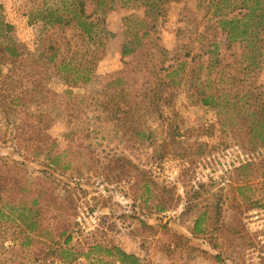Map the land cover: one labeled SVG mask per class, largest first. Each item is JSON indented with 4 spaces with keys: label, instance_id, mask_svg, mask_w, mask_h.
I'll use <instances>...</instances> for the list:
<instances>
[{
    "label": "rangeland",
    "instance_id": "rangeland-1",
    "mask_svg": "<svg viewBox=\"0 0 264 264\" xmlns=\"http://www.w3.org/2000/svg\"><path fill=\"white\" fill-rule=\"evenodd\" d=\"M29 1L0 0V12L12 25L8 42L26 60L1 78L7 67L0 56V181L18 190L23 185L30 191L44 187L40 218L54 236L66 222H75L69 246L78 256L71 264H264V175L258 170L251 189L238 193L242 183L229 174L242 155L235 138L218 124L213 106L190 103L182 87L170 106L182 135L172 141L167 124L155 114L147 118L152 137L142 139L96 112L94 99L116 95L111 81L124 67L120 49L126 22L139 21L143 9L117 6L107 12L104 29L109 36L89 80L68 85L50 68L31 76V61H45V38L56 28L28 21ZM201 16L194 0L170 2L157 19V45L169 56L180 53ZM217 40L221 47L223 37ZM36 77L41 86L33 91L31 79ZM132 77L141 83L140 74ZM255 83L264 90V69ZM48 139L56 142L53 152L65 153L67 169L47 164ZM194 142L203 144L204 154L191 161L183 153ZM37 145H43L42 151L33 158ZM187 151L193 153L196 145ZM145 178L152 180L148 192L142 189ZM16 194L3 207L8 219L0 223V263L40 264L33 254L39 255L44 244L28 250L20 246ZM199 215L204 229L195 235L192 227ZM110 247L133 258L107 255L103 249Z\"/></svg>",
    "mask_w": 264,
    "mask_h": 264
},
{
    "label": "trees",
    "instance_id": "trees-1",
    "mask_svg": "<svg viewBox=\"0 0 264 264\" xmlns=\"http://www.w3.org/2000/svg\"><path fill=\"white\" fill-rule=\"evenodd\" d=\"M173 1L178 0H30L25 11L27 20L43 21L56 28L54 32L58 36L55 38L53 32L45 38L48 44L45 61L36 62L37 65L31 61V76L39 75L40 68L42 72L50 68L60 73L68 85L85 84L109 36L104 29L107 12L117 6L142 8L143 17L139 21L126 22L125 40L120 49L124 67L111 81L116 95L110 100L94 99L96 112L102 114L105 121L113 120L111 123L124 133L142 139L152 137L154 129L147 124V118L155 114L160 123L167 124L166 135L172 141L182 134L180 127L173 124L171 116L176 112L170 106H174L173 97L184 87L187 100L213 106L220 127L235 138L242 160L230 169L229 179L242 183L237 187L242 195L243 188L251 189L258 170V175H264V156L260 157L264 147V90L255 83L264 69V0H194L202 11L203 21H199L202 25L199 28L198 23L189 31L191 37L182 45L180 53L169 56L157 45V19ZM11 30V23L0 12V50L8 52L0 53L7 67L1 78L8 77L26 61L15 45L8 42ZM218 36L223 37L221 47ZM58 42L63 45L61 48L65 46V51L60 50ZM132 74L141 75L140 84L134 77L129 79ZM31 86L33 91L39 90L38 77L31 79ZM167 107L170 108L167 110ZM45 144L47 164L67 169L68 163L63 161L65 153L53 152L55 140L48 139ZM193 145L196 151L188 152ZM42 146L37 145L31 157L39 156ZM202 146V143H191L183 154L193 161L204 154ZM151 184V179H143L142 189L148 192ZM142 189L141 196L144 195ZM44 191L42 186L30 191L24 185L18 190L17 186L7 187L0 181V223L8 219L3 209L7 198L17 193L20 246L28 250L33 244L40 247L44 244L45 249L39 255L31 253L40 264H56L54 258L60 260L59 264H71L78 256L69 246L75 222H66L54 236L40 218L45 205ZM29 194L31 197L27 199ZM201 223L202 215H199L193 222V234L199 235L204 229ZM39 238L44 240L39 241ZM97 246L100 245H94ZM103 251L107 255L115 253L123 260L133 258L118 247Z\"/></svg>",
    "mask_w": 264,
    "mask_h": 264
}]
</instances>
